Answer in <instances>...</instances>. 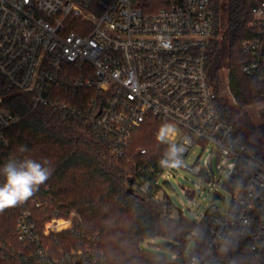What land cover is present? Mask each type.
I'll use <instances>...</instances> for the list:
<instances>
[{
  "label": "built area",
  "instance_id": "obj_1",
  "mask_svg": "<svg viewBox=\"0 0 264 264\" xmlns=\"http://www.w3.org/2000/svg\"><path fill=\"white\" fill-rule=\"evenodd\" d=\"M211 2L0 0V75L8 92L32 95L33 109L46 107L88 126L117 158L126 156L133 132L147 120L175 124L178 142L187 139L180 168L209 178L216 156L217 168L227 170L222 186L232 193L225 213L208 210L195 220L208 244L175 264H235L223 253L231 247L250 251L264 264V158L218 111L208 74L215 24ZM252 12L258 35L241 43L247 53L241 72L261 82L264 101V0ZM2 100L0 167L9 159L27 158L11 151L8 130L22 117L3 107ZM197 146L209 153L203 162L189 164ZM137 153L144 155L146 149ZM158 165L159 160L138 167L137 188L169 212L171 201L159 195L160 177L168 179L176 169ZM52 201L49 186H40L19 205L14 221L18 245L7 248L0 234L8 261L110 264L105 251L77 229L82 222L78 212L61 215ZM68 231L75 233L76 245L56 246L57 234Z\"/></svg>",
  "mask_w": 264,
  "mask_h": 264
},
{
  "label": "trees",
  "instance_id": "obj_2",
  "mask_svg": "<svg viewBox=\"0 0 264 264\" xmlns=\"http://www.w3.org/2000/svg\"><path fill=\"white\" fill-rule=\"evenodd\" d=\"M260 1L212 0L215 24L208 74L217 94L216 105L221 117L232 122L240 138L264 158V122L255 124L245 111L248 104L263 101L262 84L257 78L241 72L247 59L241 43L258 35L252 24V9ZM224 65L229 68L232 95L223 92L221 68ZM0 97L3 107L22 117L8 130L11 151L37 161L48 159L51 162L52 175L41 185L51 190L54 201L50 205L59 209L61 215L71 210L78 212L82 222L77 229L88 237L87 242L105 251L110 264H175L176 260L143 250L145 240L158 237L163 238L165 245L177 255H184L188 237L193 232H196L197 249L208 244L207 234L199 230L194 220L183 214L170 216L172 204L166 212L162 205L151 196L141 194L137 188L138 167L157 163L167 149V145L155 139L162 124L160 120L149 119L136 129L126 156L117 158L109 144L79 120L64 119L42 106L33 109L31 94L8 92L1 75ZM262 113L264 116V111ZM20 146H26L27 151L20 152ZM140 147L146 149L144 155L137 153ZM18 210L19 205L0 213V234L7 248L18 245L14 232ZM57 235L56 246L66 249L76 245L74 232ZM223 253L235 264H262L243 248L231 247ZM0 264H13L2 250Z\"/></svg>",
  "mask_w": 264,
  "mask_h": 264
},
{
  "label": "rangeland",
  "instance_id": "obj_3",
  "mask_svg": "<svg viewBox=\"0 0 264 264\" xmlns=\"http://www.w3.org/2000/svg\"><path fill=\"white\" fill-rule=\"evenodd\" d=\"M221 72L224 80L223 92L228 91L231 94L229 87V68L224 65L221 68ZM234 103L236 102L234 101ZM245 111L255 124L264 122L262 113L264 111V101L248 104ZM208 153L209 150L202 152L201 148L197 146L193 149L187 161L189 164H192L196 160L203 162ZM221 162L222 159L220 160ZM216 164L217 158L215 156L213 159V169L209 172V178H201L182 168H177L168 179L164 175L160 177L162 188L159 195L160 197H167L171 201L173 216L183 214L187 218L195 221L197 217L208 210H215L221 214L226 212L232 201V193L229 189L222 186L227 171L226 168H217ZM209 180L211 183H216V185H213V188L211 187L212 184L208 185ZM215 187L217 191H215ZM195 235L196 232H193L188 237L184 255H177L165 245L164 239L160 237L145 240L142 248L146 252L160 254L178 261L189 255L195 247Z\"/></svg>",
  "mask_w": 264,
  "mask_h": 264
},
{
  "label": "clouds",
  "instance_id": "obj_4",
  "mask_svg": "<svg viewBox=\"0 0 264 264\" xmlns=\"http://www.w3.org/2000/svg\"><path fill=\"white\" fill-rule=\"evenodd\" d=\"M179 128L170 122L162 123L155 139L159 144L167 145L166 151L159 160L161 168L177 169L183 166V154L186 138L178 142ZM20 152H26V146H20ZM52 175L51 162L48 159L37 161L32 158L9 159L0 167V213L16 207L29 200Z\"/></svg>",
  "mask_w": 264,
  "mask_h": 264
}]
</instances>
